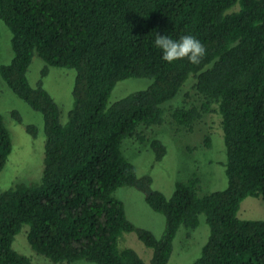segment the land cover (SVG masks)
Returning <instances> with one entry per match:
<instances>
[{"label":"trees","instance_id":"1","mask_svg":"<svg viewBox=\"0 0 264 264\" xmlns=\"http://www.w3.org/2000/svg\"><path fill=\"white\" fill-rule=\"evenodd\" d=\"M0 20L13 50L0 76L42 113L46 133L40 181L0 192V264H35L13 246L24 225L31 248L55 263L168 264L179 229L191 233L201 216L209 237L191 264H264V219L238 215L246 196L264 202V0H0ZM157 33L192 34L205 55L197 64L165 61ZM36 55L44 66L33 84L28 72ZM51 66L76 71L66 118L44 85ZM128 78L151 82L110 103ZM206 116L223 130L225 188L204 192L193 174L169 197L153 188L151 175H138L125 139L145 143L161 161L168 147L157 127L193 131ZM27 131L37 135L34 124ZM212 136L205 133V146ZM12 148L0 112V171ZM124 185L141 190L166 217L161 237L128 218L115 195ZM124 232L153 250L150 262L120 247Z\"/></svg>","mask_w":264,"mask_h":264},{"label":"rangeland","instance_id":"2","mask_svg":"<svg viewBox=\"0 0 264 264\" xmlns=\"http://www.w3.org/2000/svg\"><path fill=\"white\" fill-rule=\"evenodd\" d=\"M11 32L0 20V65L12 60ZM44 66L39 56L33 58L29 67V79L34 84L41 75ZM76 71L72 68L51 66L44 78V85L60 105L63 118L72 107V89ZM148 78H128L118 82L113 89L109 102L112 103L129 93L145 88L150 84ZM18 112L21 121L13 114ZM0 112L12 137V151L4 168L0 171V192L10 188L17 182H38L42 177L45 156L46 133L42 113L34 110L23 99L17 96L0 76ZM34 124L37 135L27 131V126ZM212 126V130L209 127ZM158 137L167 145L168 151L161 161H156L153 151L145 143L125 139L126 156L135 163L138 175L149 174L153 178V188L159 189L167 196H172L175 183L186 181L193 174H199L202 190L210 192L225 188L228 178L225 171L227 160L223 130L213 117L206 116L193 131L174 130L169 125L157 127ZM207 131L212 133L210 147L204 145ZM115 195L125 203L126 213L137 226L150 229L158 237L164 233L166 217L155 211L145 200L144 193L134 186L124 185L117 188ZM245 219H264V202L261 197L248 195L242 202L238 212ZM24 225L16 234L14 248L29 256L35 264H60L36 253L30 246ZM210 228L204 216L198 227L187 233L181 227L175 237L173 253L168 264H191L201 254L209 237ZM120 247L135 249L145 260L150 262L153 250L147 247L135 232H124L119 241ZM71 264H96L80 259Z\"/></svg>","mask_w":264,"mask_h":264},{"label":"clouds","instance_id":"3","mask_svg":"<svg viewBox=\"0 0 264 264\" xmlns=\"http://www.w3.org/2000/svg\"><path fill=\"white\" fill-rule=\"evenodd\" d=\"M154 45L161 50L162 59L168 62L186 57L189 62L197 64L206 52L204 44L192 34L173 39L157 33Z\"/></svg>","mask_w":264,"mask_h":264}]
</instances>
